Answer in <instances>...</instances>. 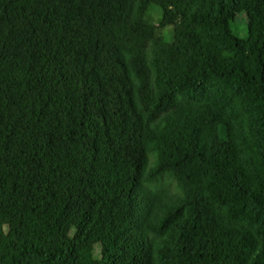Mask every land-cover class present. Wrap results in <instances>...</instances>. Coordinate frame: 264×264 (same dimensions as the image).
Returning a JSON list of instances; mask_svg holds the SVG:
<instances>
[{
    "label": "trees",
    "instance_id": "1",
    "mask_svg": "<svg viewBox=\"0 0 264 264\" xmlns=\"http://www.w3.org/2000/svg\"><path fill=\"white\" fill-rule=\"evenodd\" d=\"M0 264H264V0H0Z\"/></svg>",
    "mask_w": 264,
    "mask_h": 264
},
{
    "label": "rangeland",
    "instance_id": "2",
    "mask_svg": "<svg viewBox=\"0 0 264 264\" xmlns=\"http://www.w3.org/2000/svg\"><path fill=\"white\" fill-rule=\"evenodd\" d=\"M249 19L246 14H241L234 23L233 30L236 35L240 37H246L248 33ZM158 33L167 37L168 40H173L174 32L171 27L159 29ZM99 252V249H98Z\"/></svg>",
    "mask_w": 264,
    "mask_h": 264
}]
</instances>
